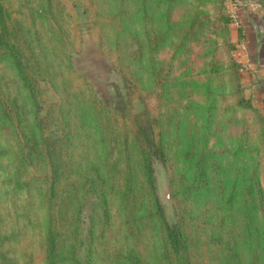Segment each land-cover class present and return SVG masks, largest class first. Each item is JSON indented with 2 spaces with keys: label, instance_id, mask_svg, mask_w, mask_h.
<instances>
[{
  "label": "rangeland",
  "instance_id": "rangeland-1",
  "mask_svg": "<svg viewBox=\"0 0 264 264\" xmlns=\"http://www.w3.org/2000/svg\"><path fill=\"white\" fill-rule=\"evenodd\" d=\"M0 2L6 40L37 85L34 104L0 47V264H45L49 153L69 167L54 195L57 264H72L73 231L81 261L127 249L164 264L137 149L155 144L154 194L192 262L264 264V122L235 63L231 0ZM94 168L109 209L102 232Z\"/></svg>",
  "mask_w": 264,
  "mask_h": 264
},
{
  "label": "trees",
  "instance_id": "trees-1",
  "mask_svg": "<svg viewBox=\"0 0 264 264\" xmlns=\"http://www.w3.org/2000/svg\"><path fill=\"white\" fill-rule=\"evenodd\" d=\"M6 11L0 2V47L5 48L8 52V55L11 58L12 64L15 68L16 76L22 86V88L27 92L29 97L32 99L34 104H37L36 97V83L29 76L25 70V66L21 60L20 53L15 49L14 45L11 42L6 40L7 36V21ZM236 61V60H235ZM237 67L239 63L235 62ZM61 147V145H60ZM62 149L66 150L62 145ZM139 151V162L144 177L145 185L149 189L152 195L153 207L156 212L159 213L161 217L160 222V231L162 232V244L160 257L164 264H194L192 262L191 253L189 246L187 244L186 238H184L179 229L171 227L164 219L161 206L158 203L157 198L154 194V175H153V166H152V157L159 156L161 159L164 157V152L160 144H155L153 148H143L138 147ZM59 155V156H58ZM52 155L49 153L47 155V163L50 173V195L48 196L47 202V221H46V234H45V264H57L61 258L58 252V238H59V208L56 206V211H54V195L55 189L57 190L59 184L66 177L69 171L67 157L62 156L61 153ZM95 179L89 180L88 189L90 188L91 193L94 195L96 200L93 201L95 209L98 213V224L100 231H104V228L108 226L109 222V209L107 198L105 194V180L99 176L96 172H99V169L94 168ZM130 175L126 174L123 180V190L121 197L128 198L133 191V181ZM90 186V187H89ZM63 195V193H62ZM65 198H68L66 196ZM67 203L65 206L71 204V199H66ZM63 203V202H62ZM63 205V204H62ZM79 207V206H78ZM62 208V207H61ZM55 213V214H54ZM79 217V213H78ZM77 217V218H78ZM97 222V221H96ZM76 230V228H75ZM74 242L69 246L70 249L67 254L68 260L72 264H91V259L89 256H86L84 260L77 256V245H81V239L79 240V234L77 231H73ZM77 238V239H76ZM102 264H144L143 260L138 256V254L133 250H107L105 257L103 258Z\"/></svg>",
  "mask_w": 264,
  "mask_h": 264
},
{
  "label": "crops",
  "instance_id": "crops-1",
  "mask_svg": "<svg viewBox=\"0 0 264 264\" xmlns=\"http://www.w3.org/2000/svg\"><path fill=\"white\" fill-rule=\"evenodd\" d=\"M248 1L258 7L249 9ZM231 6L239 15L240 27L233 31L238 37L234 57L244 68L240 77L244 94L251 97L264 122V0H231Z\"/></svg>",
  "mask_w": 264,
  "mask_h": 264
},
{
  "label": "built area",
  "instance_id": "built-area-1",
  "mask_svg": "<svg viewBox=\"0 0 264 264\" xmlns=\"http://www.w3.org/2000/svg\"><path fill=\"white\" fill-rule=\"evenodd\" d=\"M247 7H248L249 9L254 10V9H256L258 6H257V4H256L255 2L248 1V2H247ZM232 21H233V23H234V26H235L236 29L238 30L239 27H240L239 15H238L235 11H233V14H232ZM236 61H237V60H236ZM237 63H239V62L237 61ZM239 64H240V63H239ZM243 69H244V68H243L242 66H240V72H243V71H244Z\"/></svg>",
  "mask_w": 264,
  "mask_h": 264
}]
</instances>
